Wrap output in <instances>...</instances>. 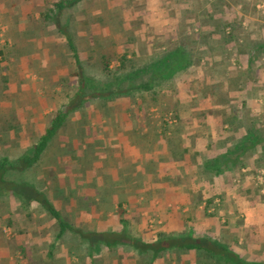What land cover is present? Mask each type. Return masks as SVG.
<instances>
[{
    "label": "crops",
    "instance_id": "obj_1",
    "mask_svg": "<svg viewBox=\"0 0 264 264\" xmlns=\"http://www.w3.org/2000/svg\"><path fill=\"white\" fill-rule=\"evenodd\" d=\"M71 1L79 8L76 22L91 33L78 54L85 63L97 49L102 59L126 51L129 58L139 51L138 59H161L186 14L179 0H0V182L10 186L0 190V264H264V170L205 169L225 152L213 116L225 106L206 97L201 83L223 73L191 66L177 74L172 92L153 103L145 95L142 110L138 96L81 105L65 35ZM132 18L143 24L133 26ZM217 23L210 39L209 30L195 26V54L216 46ZM113 24L123 26L124 39L111 37ZM231 77L247 82L242 69ZM236 95L232 116L242 98L259 112L260 99L240 89ZM57 120L37 164L18 168ZM256 176L262 187L254 189ZM253 192L260 197H249Z\"/></svg>",
    "mask_w": 264,
    "mask_h": 264
},
{
    "label": "trees",
    "instance_id": "obj_2",
    "mask_svg": "<svg viewBox=\"0 0 264 264\" xmlns=\"http://www.w3.org/2000/svg\"><path fill=\"white\" fill-rule=\"evenodd\" d=\"M177 2L179 11L186 8V14H182L178 23L176 42L173 43V47L166 49L168 52L166 51V55H162L161 59L154 60L145 57L138 59V56L141 55L139 51H135L133 57L129 58L130 54L126 51L118 56L119 65L113 70L111 61L99 58L102 50L97 49L95 51L97 58L89 59L88 63H85L79 56L85 51L79 50L76 43L74 44L73 37L69 33H65L77 61L78 69L75 75L78 77V89H76L78 94L75 95V101L80 100L79 103L84 105L87 100L91 101L94 97L107 102L115 101L121 97L135 99L137 96H141L138 106L142 110L143 107L146 108V94L152 95V99L156 101L157 95L161 92L167 89L173 91L177 74L185 72L191 66L196 68L200 65L204 67L205 72L214 69L226 77L221 83L214 81L203 83V93L212 102L218 101L219 105H226L229 102H234L232 99L235 98L238 103L239 97L236 94L239 89L251 94L255 99L264 101V15L257 9V5L264 4V0H179ZM195 3L201 5L194 9ZM201 7L205 8L199 9ZM62 8L64 7L62 6ZM213 22H218L219 30L217 32L221 34L216 46L208 45L207 48L195 54L197 48L193 44L197 43V36H199V33L194 32L195 26L199 24L202 27V32L205 33L209 30L206 38L210 39L214 37V31H211ZM189 29H192L191 34L187 33ZM205 29L207 31H204ZM168 38L171 40L172 36L170 35ZM189 43H191L190 46ZM165 45L167 46V43ZM159 53H163V51H159ZM232 57H235L234 63L231 62ZM219 65H222L221 69H219ZM87 66L89 68L90 66L100 67L101 73L99 74L103 80L96 77L94 73H90ZM239 69H242L246 74V83L244 78L239 80L230 77L232 70ZM91 74H94V78L90 76ZM164 81L168 83L164 84ZM244 83L246 86L242 88ZM87 90L93 94L86 96L84 92ZM240 102H242V108H236L233 113H237L233 116L231 113L228 116L225 111L213 115L222 125V134L220 133L218 136L220 140H223L220 147H225V152L205 162L207 172L240 174L241 170L250 167L256 174L259 170H264V115H258L251 111L248 107L249 103L243 98ZM206 114L200 115L201 121H204L203 117H206ZM174 116L179 118L176 112ZM55 123L57 124L59 121H55ZM58 126L57 124L49 129L41 143L35 146L34 153L29 154L16 166L22 169L23 166L30 168L36 165L48 141L58 131ZM231 133L234 135L231 136ZM2 168L7 171L5 170L7 164Z\"/></svg>",
    "mask_w": 264,
    "mask_h": 264
},
{
    "label": "rangeland",
    "instance_id": "obj_3",
    "mask_svg": "<svg viewBox=\"0 0 264 264\" xmlns=\"http://www.w3.org/2000/svg\"><path fill=\"white\" fill-rule=\"evenodd\" d=\"M92 4L93 5H96V4H98V2L96 1V2H92ZM76 4H75V1H71V3L68 5V10L65 12V14H67V16H69V15H71V19H69L70 20V26H69V29H68V33H69V35L70 36H72L73 37V39H74V44L76 43V45L78 46L77 48L79 49V50H81V49H83V46H86V44H87V42H88V36H91V33L89 34V35H87V33H86V27H85V24L81 21V20H79V22L77 21L76 22V19H75V14H77L78 13V11H79V8H77L76 6H75ZM199 5H201L200 3H197V6H199ZM78 6L79 7H83V6H80L79 4H78ZM192 7V6H191ZM84 8V7H83ZM170 8H171V6H170ZM203 7H201V8H199V9H202ZM257 9L258 10H260L261 12H262V14L264 15V4H258L257 5ZM173 11V10H172ZM172 11H170V13L172 14L173 12ZM73 15V16H72ZM66 16V15H65ZM65 17V20H67V18L68 17ZM68 20V21H69ZM132 20L133 21H131V19H130V21L132 22V25L133 26H135V25H142L143 24V22H142V20L140 19V23H139V18L138 19H136V18H132ZM64 21V20H63ZM67 21V22H68ZM136 22V23H135ZM84 24V25H83ZM98 27L99 28H101L99 25H96V26H94L93 28L95 29V30H97L98 29ZM121 27L123 28V26L121 25ZM120 29L118 26H116V24H113L112 25V33H111V37L112 38H114V36L116 37V36H118V35H122V37H123V39L127 36V35H125L124 34V32H123V29ZM79 30H81V31H83V33H79ZM102 30V29H101ZM87 31L88 32H90V31H93V29H87ZM97 32V31H96ZM131 35H133V36H135V35H137V34H135V33H129L128 34V37L129 36H131ZM5 36V35H4ZM1 37L3 38V35H1L0 36V41H1ZM98 37V35L97 36H95V38H97ZM4 39V38H3ZM103 42V39L102 38H98L96 41H95V44L96 45H99V44H101ZM106 43L107 44H110L111 45V42L109 41V40H107L106 41ZM67 52H68V50H67ZM71 53V52H70ZM110 61H111V65H113L112 66V69L113 70H115L117 67H118V58L117 59H109ZM89 71H90V73H94L95 74V76L96 77H100V79L101 80H103L102 79V76H101V74H99V73H101V71H100V67H98V66H90V68L88 67L87 68ZM98 75V76H97ZM230 77H231V72H230ZM226 77L223 75V74H220L218 77H217V79H218V81L217 82H222L223 81V79H225ZM202 85H203V83H202ZM146 95H148V94H146ZM159 96H161V95H159ZM121 98H123V97H121ZM138 98L139 99H141V96H138ZM119 99V98H118ZM147 99V101L149 102V103H153V99H152V95H148V97L146 98ZM117 100V99H116ZM261 101V102H260ZM260 103H261V108H259V112H257V114L258 115H264V101H263V99H260ZM217 103H218V101H217ZM225 106V108H219L218 109V112H217V115L218 114H221L222 112H226V114H228V116H230V113H231V102H229V103H227L226 105H224ZM223 106V107H224ZM256 106V105H255ZM153 113V112H152ZM63 157V156H62ZM61 161H62V159H61ZM262 175H264V172H260V176L262 177ZM14 179V178H13ZM1 180V179H0ZM261 180V179H260ZM259 179L257 180V176H256V179H254V181H250L249 182V184L254 188V189H257L259 186H261L262 187V185L260 184V181ZM241 185H239V187H240ZM238 187V188H239ZM9 190L10 189V186H9V184H8V180H6L5 178H3L2 179V182H0V190ZM261 195H264V194H261ZM0 196H4L3 195V193H0ZM248 196L249 197H252V198H259L260 197V194H259V192H253V193H251V194H248Z\"/></svg>",
    "mask_w": 264,
    "mask_h": 264
}]
</instances>
